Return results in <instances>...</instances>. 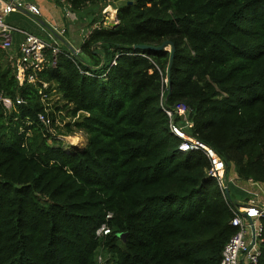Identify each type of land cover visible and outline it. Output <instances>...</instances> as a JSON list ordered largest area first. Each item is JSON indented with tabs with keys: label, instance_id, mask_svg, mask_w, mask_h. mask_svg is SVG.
Wrapping results in <instances>:
<instances>
[{
	"label": "trees",
	"instance_id": "16d2710c",
	"mask_svg": "<svg viewBox=\"0 0 264 264\" xmlns=\"http://www.w3.org/2000/svg\"><path fill=\"white\" fill-rule=\"evenodd\" d=\"M109 1L55 0L100 27L77 53L59 43L34 82L0 55V91L22 99L0 104V264H96L100 252L105 264H219L230 204L205 155L178 149L163 106L189 108L187 132L227 175L264 183V0ZM110 3L118 21L105 26ZM163 40L171 60L133 48ZM76 131L82 148L63 141Z\"/></svg>",
	"mask_w": 264,
	"mask_h": 264
},
{
	"label": "built area",
	"instance_id": "2783aa9c",
	"mask_svg": "<svg viewBox=\"0 0 264 264\" xmlns=\"http://www.w3.org/2000/svg\"><path fill=\"white\" fill-rule=\"evenodd\" d=\"M67 11L68 9L65 8L66 16L68 15ZM10 12H24L30 17H35L40 14V9L36 4L24 0H3L0 5V51H7L11 47L13 33H21L22 42L18 51L16 54L9 56L8 61L14 69L16 79L20 83L24 80L34 82L37 78V73L41 69L48 64H56L55 57L60 52V39L58 38H61L59 35L63 33V28L56 31V35L51 32L44 36L34 34L6 22L5 16ZM104 13H106L105 8L103 9ZM107 14L105 15V20L101 22L102 25L109 23L107 22ZM94 27H100V23L95 24ZM89 33L90 30L85 32L83 37H87ZM48 51L52 56L50 58L47 56ZM70 52L77 53L79 48L71 47ZM112 63H115L114 59ZM20 102H22L21 98L17 97L13 100L3 91H0V104L4 109L9 110ZM163 110L169 119L170 132L181 139L178 149L182 151L200 150L205 155L209 164L207 175L216 179L220 191L230 204L232 210L230 223L235 227V232L224 244L219 264L256 263L260 255L259 242L262 240L260 218L264 216L262 183L252 178L241 180L237 176L232 177V175L226 174V164L217 152L210 145L187 132L186 128L192 125V121L189 119V108L185 104L178 102L172 107L163 106ZM39 118L42 121H46L43 115H39ZM229 183L243 190L248 195L246 199L232 200L231 198L230 200V197L225 194V189L228 188ZM110 216L111 213H107L106 218ZM110 231L111 229L107 222L103 221L95 229V235L103 237ZM96 264H105L100 255L96 258Z\"/></svg>",
	"mask_w": 264,
	"mask_h": 264
},
{
	"label": "crops",
	"instance_id": "0c3cea01",
	"mask_svg": "<svg viewBox=\"0 0 264 264\" xmlns=\"http://www.w3.org/2000/svg\"><path fill=\"white\" fill-rule=\"evenodd\" d=\"M2 1L3 0H0V5ZM24 1L36 4L40 9V14L35 17H30L24 12H10L5 16L6 22L12 23L15 26H20L25 29H27V27H31L35 33L41 36L45 34L47 35L49 32L56 35V31L63 28V33L59 35L61 38H57L60 39L61 44L65 45L69 49H71V47L75 48L74 46H78L74 45L73 43L74 41L72 40V32H77V30H80L83 34L84 31H88L89 27L86 25V22L81 21L80 18L74 19V13H72V11L70 12L69 9L67 11L68 15L66 16L65 8H67V6L65 4L62 5L56 3L55 0ZM104 8H106V6ZM54 28H56V30H54ZM65 29L67 30L66 32ZM21 42V33H13L12 45L7 51H4L8 54V57L16 54ZM231 175L232 177L235 176L232 173ZM262 189L264 191V183H262Z\"/></svg>",
	"mask_w": 264,
	"mask_h": 264
},
{
	"label": "rangeland",
	"instance_id": "374dc122",
	"mask_svg": "<svg viewBox=\"0 0 264 264\" xmlns=\"http://www.w3.org/2000/svg\"><path fill=\"white\" fill-rule=\"evenodd\" d=\"M112 1H113L112 4H115V6H116L118 3L122 2L123 0H112ZM109 2H111V0ZM112 4L111 5H106V8H105L106 9V13L103 14V11H102L103 8L100 11V15L99 16L102 17L101 18L102 21L105 20V15L108 12V14H107V16H108L107 22H110V23L105 24V26H108V25L111 26V25H113V23H115L116 21H118L117 18H116V8ZM109 16H110V19H109ZM97 23H99V22H96L95 24H97ZM9 24L14 25L12 23H9ZM95 24H92V25L94 26ZM92 25H88V26L91 27ZM18 27H20V26H18ZM20 28H22V27H20ZM22 29H24V30H26L28 32L37 34V33H35L33 31V29L31 27H27V29H25V28H22ZM90 29H88V30H90ZM75 32L76 31L72 32L73 33L72 34V40L74 41L73 42L74 45H79V43H80V41L82 39L81 38L82 32L80 30H77L76 33ZM84 33H83V35H84ZM169 48L170 47L167 46V49H169ZM0 55L3 57L2 62L3 63H8V66H9L10 63L8 61V59H9L8 58V54L6 52H4V51H0ZM57 113L59 114V116H57V122H58V124L62 125L66 119H64V118L61 119L60 118L63 115V112L62 111L61 112L58 111ZM62 138H63V141L65 143L71 144V145H75L76 147H79V148H82L85 145V143H86V137H85V135L82 132H79V131H76V132H74L72 134L64 135ZM68 147L70 148V145ZM228 186H230L228 191H230V193H231L232 200H236V199L242 200L243 198H245V197L248 196L243 190H241L239 188L236 189L235 186L232 183H229ZM248 230H250V229L248 228ZM99 255L101 256V258L106 263L107 258H108V254L107 253H104V252H100L98 254V256ZM109 264H111V263H109Z\"/></svg>",
	"mask_w": 264,
	"mask_h": 264
},
{
	"label": "water",
	"instance_id": "95a60500",
	"mask_svg": "<svg viewBox=\"0 0 264 264\" xmlns=\"http://www.w3.org/2000/svg\"><path fill=\"white\" fill-rule=\"evenodd\" d=\"M117 23V21L115 23H113V25H115ZM171 44V48L168 49L170 51V58L169 60H171L172 58V54H173V50H174V47L171 43V41L169 40H163L160 44L158 45H150V44H134L133 45V48H136V49H151V50H161V49H166L167 50V46L169 45L170 46ZM225 194L227 195V197H229V191L228 189L226 188L225 189Z\"/></svg>",
	"mask_w": 264,
	"mask_h": 264
},
{
	"label": "clouds",
	"instance_id": "9594fccd",
	"mask_svg": "<svg viewBox=\"0 0 264 264\" xmlns=\"http://www.w3.org/2000/svg\"><path fill=\"white\" fill-rule=\"evenodd\" d=\"M228 189V188H227Z\"/></svg>",
	"mask_w": 264,
	"mask_h": 264
}]
</instances>
